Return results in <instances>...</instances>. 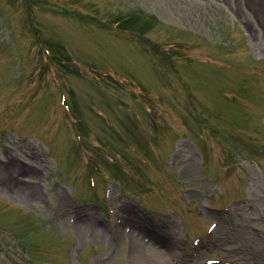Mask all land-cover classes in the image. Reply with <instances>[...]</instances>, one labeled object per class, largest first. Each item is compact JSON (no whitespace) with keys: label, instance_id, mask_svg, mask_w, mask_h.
<instances>
[{"label":"rangeland","instance_id":"rangeland-1","mask_svg":"<svg viewBox=\"0 0 264 264\" xmlns=\"http://www.w3.org/2000/svg\"><path fill=\"white\" fill-rule=\"evenodd\" d=\"M259 255L264 0H0V264Z\"/></svg>","mask_w":264,"mask_h":264},{"label":"bare ground","instance_id":"bare-ground-1","mask_svg":"<svg viewBox=\"0 0 264 264\" xmlns=\"http://www.w3.org/2000/svg\"><path fill=\"white\" fill-rule=\"evenodd\" d=\"M146 246H147V245H145V247H146ZM147 247L149 248V250L151 251V254H152L154 257L159 256V259L163 257V255L157 253V252L153 249L152 246H147ZM255 264H264V256H260V255H259V257H257V259H256Z\"/></svg>","mask_w":264,"mask_h":264}]
</instances>
